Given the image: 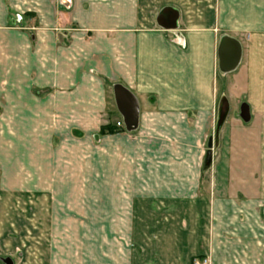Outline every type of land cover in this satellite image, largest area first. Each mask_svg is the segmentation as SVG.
I'll list each match as a JSON object with an SVG mask.
<instances>
[{
	"label": "crops",
	"instance_id": "obj_1",
	"mask_svg": "<svg viewBox=\"0 0 264 264\" xmlns=\"http://www.w3.org/2000/svg\"><path fill=\"white\" fill-rule=\"evenodd\" d=\"M162 2L0 0L1 181L15 183L0 199L35 200L38 216L95 201L97 216L94 255L81 240L79 257L64 247L32 264H264V32L218 37L191 15L199 0ZM225 36L242 47L230 73ZM219 76L241 94L218 96ZM117 85L138 100L133 132L115 98L109 111ZM109 116L125 133L101 134Z\"/></svg>",
	"mask_w": 264,
	"mask_h": 264
},
{
	"label": "rangeland",
	"instance_id": "obj_2",
	"mask_svg": "<svg viewBox=\"0 0 264 264\" xmlns=\"http://www.w3.org/2000/svg\"><path fill=\"white\" fill-rule=\"evenodd\" d=\"M162 1L159 0L163 3ZM199 1L200 7L197 9L196 7L189 8L190 13L194 11L199 12L201 17L207 16V23H212L218 37L236 35L248 39L252 31L264 32V7L256 6L260 3L258 1H262L264 4V0H210V3L213 1L211 8L207 7L208 0ZM203 1H207L205 7H203ZM191 15L194 14L191 13ZM256 18H258V22H256ZM217 79L218 96L224 94L238 96L241 94L238 82L236 85L233 84L232 88L230 86V91L222 76L217 77ZM108 95L109 111H115L112 91ZM109 122L115 123L116 118L109 116L105 124ZM122 129L120 132L125 133V131H121ZM213 137L216 138V135ZM218 140L217 148L221 142L220 138ZM4 176L5 173L0 168V191L1 188H5L10 192L13 189L10 187L11 184L15 183L14 181L4 183L1 181ZM10 176H13L11 179H15L14 173ZM36 203L35 200L30 199H0V264H6L8 259H11L13 264H32L31 259L36 256L63 255L64 247H70L72 257H79L81 240H87L85 245L88 246V254H95L96 239H98L95 231L97 222L95 201H87V214L84 216L80 215L79 200H73L71 208H64L62 204L64 201L55 200V215L41 214L38 216L35 212L37 210ZM86 224L89 226V230L84 233L80 232L78 227ZM41 244L46 245V248H41L39 246ZM33 245L40 251L34 249ZM205 259L208 261L207 264H210L208 258ZM200 264L206 263L201 261Z\"/></svg>",
	"mask_w": 264,
	"mask_h": 264
},
{
	"label": "water",
	"instance_id": "obj_3",
	"mask_svg": "<svg viewBox=\"0 0 264 264\" xmlns=\"http://www.w3.org/2000/svg\"><path fill=\"white\" fill-rule=\"evenodd\" d=\"M163 12L159 16L158 21L162 23ZM178 14L174 12V21L168 29L178 28ZM242 56L241 44L228 36L223 37L220 40L218 47V59H219V69L223 73L233 72L239 65ZM114 98L118 111L123 117L124 126L128 132H133L137 129L139 123V103L135 95L129 91L127 88L117 85L114 88ZM229 108L228 105L221 102L219 107L218 124L216 129V145L218 144L219 132L223 126V123L228 115ZM242 117L245 121L249 120V112L247 107L242 109ZM213 137L209 139L208 142V152L205 160V168L208 169L212 162L213 157ZM6 264H13L11 259L6 261Z\"/></svg>",
	"mask_w": 264,
	"mask_h": 264
},
{
	"label": "trees",
	"instance_id": "obj_4",
	"mask_svg": "<svg viewBox=\"0 0 264 264\" xmlns=\"http://www.w3.org/2000/svg\"><path fill=\"white\" fill-rule=\"evenodd\" d=\"M121 131H125V129L123 128ZM120 132V129L113 124L112 122H109L107 125L102 126L101 128V134L102 135H106V134H113V133H117Z\"/></svg>",
	"mask_w": 264,
	"mask_h": 264
},
{
	"label": "built area",
	"instance_id": "obj_5",
	"mask_svg": "<svg viewBox=\"0 0 264 264\" xmlns=\"http://www.w3.org/2000/svg\"><path fill=\"white\" fill-rule=\"evenodd\" d=\"M117 126L121 127L122 124L119 122V123L117 124ZM201 261H202V262H205L206 264L208 263L207 259H202V260L197 259V260H195V262H194L193 264H200Z\"/></svg>",
	"mask_w": 264,
	"mask_h": 264
}]
</instances>
